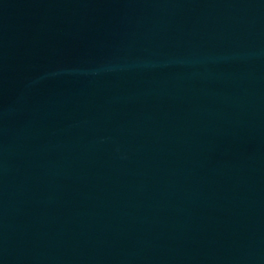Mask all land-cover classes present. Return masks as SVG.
<instances>
[{"label": "water", "instance_id": "95a60500", "mask_svg": "<svg viewBox=\"0 0 264 264\" xmlns=\"http://www.w3.org/2000/svg\"><path fill=\"white\" fill-rule=\"evenodd\" d=\"M0 264H264V0H0Z\"/></svg>", "mask_w": 264, "mask_h": 264}]
</instances>
